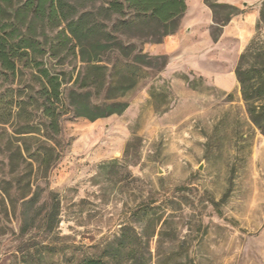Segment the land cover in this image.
<instances>
[{
    "label": "rangeland",
    "instance_id": "1",
    "mask_svg": "<svg viewBox=\"0 0 264 264\" xmlns=\"http://www.w3.org/2000/svg\"><path fill=\"white\" fill-rule=\"evenodd\" d=\"M231 12L217 8L215 18ZM117 35L138 48L102 56L113 83L98 101L116 96L128 108L65 119L64 155L48 179L32 176L9 196L0 187V264H78L113 253L125 227L149 264H264V135L239 86L169 72V56L150 51L157 43ZM251 45L264 46V24ZM138 51L146 65L132 64ZM45 64L66 88L86 67L66 53Z\"/></svg>",
    "mask_w": 264,
    "mask_h": 264
},
{
    "label": "trees",
    "instance_id": "2",
    "mask_svg": "<svg viewBox=\"0 0 264 264\" xmlns=\"http://www.w3.org/2000/svg\"><path fill=\"white\" fill-rule=\"evenodd\" d=\"M204 1L220 26L236 13L219 21L217 8L238 10ZM186 10V0H0V187L8 196L13 187L30 189L32 176L48 179L64 155L60 136L65 119L95 121L126 111L129 105L119 97L98 101L113 83L108 80L113 74L100 63L102 56L119 52L129 57L138 48L135 43L125 46L117 34L131 31V40L162 43L179 30ZM139 51L132 64L146 65L150 55ZM63 53L86 63L71 88L45 64L46 58ZM235 72L250 120L264 135V46L247 45ZM129 230L123 229L113 253L78 264H149L146 254L133 253L126 242Z\"/></svg>",
    "mask_w": 264,
    "mask_h": 264
},
{
    "label": "crops",
    "instance_id": "3",
    "mask_svg": "<svg viewBox=\"0 0 264 264\" xmlns=\"http://www.w3.org/2000/svg\"><path fill=\"white\" fill-rule=\"evenodd\" d=\"M216 1L236 7L237 13L220 26L204 0H186L187 10L179 30L162 43L154 44L150 51L169 56V72L193 71L226 92L237 86L241 90L235 69L241 53L257 31L263 0ZM228 55L231 60H223ZM188 60L191 66L185 64Z\"/></svg>",
    "mask_w": 264,
    "mask_h": 264
}]
</instances>
